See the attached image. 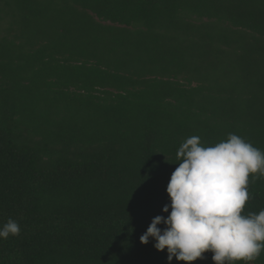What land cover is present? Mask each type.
<instances>
[{"label":"trees","instance_id":"16d2710c","mask_svg":"<svg viewBox=\"0 0 264 264\" xmlns=\"http://www.w3.org/2000/svg\"><path fill=\"white\" fill-rule=\"evenodd\" d=\"M229 133L264 152V0H0V264H169L176 153Z\"/></svg>","mask_w":264,"mask_h":264},{"label":"clouds","instance_id":"9594fccd","mask_svg":"<svg viewBox=\"0 0 264 264\" xmlns=\"http://www.w3.org/2000/svg\"><path fill=\"white\" fill-rule=\"evenodd\" d=\"M176 160L166 188L170 204L162 209L168 215L155 216L140 242L152 238L157 251L167 250L169 264L173 258L192 264L206 252L214 264H252L264 252V210L242 212L250 198L249 176L264 177V152L234 133L207 147L191 136ZM10 235H20L12 219L0 226V239Z\"/></svg>","mask_w":264,"mask_h":264}]
</instances>
